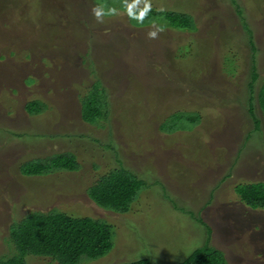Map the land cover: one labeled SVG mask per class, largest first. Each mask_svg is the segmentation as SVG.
Instances as JSON below:
<instances>
[{
	"label": "rangeland",
	"instance_id": "1",
	"mask_svg": "<svg viewBox=\"0 0 264 264\" xmlns=\"http://www.w3.org/2000/svg\"><path fill=\"white\" fill-rule=\"evenodd\" d=\"M138 3L190 12L198 31L133 29L125 15L101 13L98 20L92 0H0V257L15 253L8 243L13 222L57 208L112 226L111 254L89 264H180L208 239L200 219L227 264H264V211L246 207L234 192L264 184V118L255 100L256 131L247 105L253 51L244 27L257 51V94L264 0ZM230 60L235 74L227 70ZM95 78L112 104L107 129L81 120L80 98ZM36 100L47 105L46 115L26 113ZM180 106L200 110L203 124L191 135L160 134L163 117ZM62 153L75 154L82 172L20 174L23 163ZM117 160L151 186L125 216L100 210L86 196L100 176L120 168Z\"/></svg>",
	"mask_w": 264,
	"mask_h": 264
},
{
	"label": "trees",
	"instance_id": "2",
	"mask_svg": "<svg viewBox=\"0 0 264 264\" xmlns=\"http://www.w3.org/2000/svg\"><path fill=\"white\" fill-rule=\"evenodd\" d=\"M92 1L104 17L115 18L125 15L129 26L133 29L154 27L161 32L170 30L189 34L198 31L195 19L190 12L159 10L152 3L142 4L145 6L139 5L138 0ZM234 5L237 7L236 4ZM238 13L242 15L240 9ZM244 27L248 32L249 44L253 51L251 81L248 84V112L254 121L255 130L260 132V122L254 114V103L257 100L264 118V78L256 94L255 85L260 81L255 60L257 51L252 32L245 23ZM189 53L190 48L185 47L180 54L186 58ZM227 70L230 74L236 73V65L232 60L228 62ZM80 105L83 123L98 129H107L112 104L108 91L99 78H95L94 84L82 93ZM25 110L29 116L38 117L46 115L48 108L47 105L36 100L28 103ZM203 122L204 118L200 110L192 111L190 108L180 106L169 116L163 117L158 131L168 137L191 135L200 128ZM117 163L120 168L100 176L88 187L86 196L100 210L117 216H125L132 211L133 205L140 201L145 188L148 189L151 186L136 173L124 168L119 160ZM93 167L98 170V167ZM82 170V165L73 153L33 159L23 163L19 168L23 177L33 179H44L55 175H77ZM234 192L246 207L260 210V212L264 211L263 183L238 185ZM169 201L176 207L173 200L169 199ZM183 212L187 211L183 210ZM188 214L194 218L192 213ZM196 221L207 229L208 239L202 247L194 250L180 264H227L223 252L210 247L211 229L203 220ZM112 229V226L105 220L77 217L57 208L48 212H30L21 221L11 224L8 243L13 246L15 253L0 257V264H29V258L50 259L56 264H89L111 254L114 248ZM128 264L155 263L150 259H144Z\"/></svg>",
	"mask_w": 264,
	"mask_h": 264
},
{
	"label": "clouds",
	"instance_id": "3",
	"mask_svg": "<svg viewBox=\"0 0 264 264\" xmlns=\"http://www.w3.org/2000/svg\"><path fill=\"white\" fill-rule=\"evenodd\" d=\"M93 13L96 16V18L99 20L101 17V12L98 9H93ZM152 35H155L154 33Z\"/></svg>",
	"mask_w": 264,
	"mask_h": 264
}]
</instances>
